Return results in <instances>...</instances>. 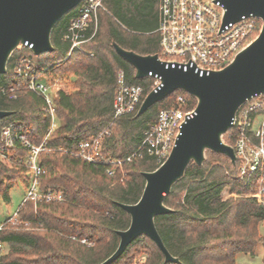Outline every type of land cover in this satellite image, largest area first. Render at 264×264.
I'll list each match as a JSON object with an SVG mask.
<instances>
[{"label": "trees", "instance_id": "16d2710c", "mask_svg": "<svg viewBox=\"0 0 264 264\" xmlns=\"http://www.w3.org/2000/svg\"><path fill=\"white\" fill-rule=\"evenodd\" d=\"M104 5L98 11L97 30L82 44L83 50L75 48L70 53L71 41L65 38L71 19L79 15V3L54 25L53 50L35 54L25 48L15 49L7 71L0 73V109L11 110L1 118L0 140L2 125L15 121L36 143L43 139L50 124L44 115V99L24 87L13 99L3 92V87L17 79L16 61L26 54L39 68L74 77L70 90L58 91L59 125L48 139L53 149L42 151L39 157L45 168L42 186L61 189L65 199H27L18 209L19 222L0 229V240L5 243L0 264H98L109 256L120 240L117 230L130 223V214L119 202L137 201L145 185L142 171L160 164L155 157L144 154L124 160L120 168L109 162L87 161L72 154V149L109 125L102 155L106 160L125 159L138 148L144 130L157 119L159 111L175 104L179 93L187 98L184 108L196 105V97L179 88L140 115L137 111L141 103L133 112L114 116L118 69L125 70L128 83L144 86L143 97L151 90L153 78L136 77L135 67L117 53L113 41L142 54L160 52L156 30L159 0H104ZM232 131L230 128L224 139L234 145ZM24 152L23 146L16 150L17 154ZM111 166L115 167L113 174L107 171ZM26 170L23 165L0 159V192L6 201L18 178L27 181ZM238 174L239 161L233 163L227 155L207 149L203 163L192 160L166 195L165 203L172 210L155 217L167 248L179 261H165L156 242L141 234L109 264H133L134 251L142 242H146V258L136 264H236L238 253L254 254L264 243L260 230L264 200L244 195L255 188ZM225 190L241 195L225 197Z\"/></svg>", "mask_w": 264, "mask_h": 264}, {"label": "built area", "instance_id": "2783aa9c", "mask_svg": "<svg viewBox=\"0 0 264 264\" xmlns=\"http://www.w3.org/2000/svg\"><path fill=\"white\" fill-rule=\"evenodd\" d=\"M222 1L159 0V24L156 29L160 34L159 58L165 60L167 65L178 64L183 69L194 67L201 75L230 63L236 54L258 35L262 28V18L258 15H249L224 24L225 7ZM100 8H105L104 0L80 2L79 15L71 19L65 32V38L71 41L70 53L75 48L83 50L82 44L93 37L98 26ZM32 46L33 43L26 41L20 43L16 49L25 48L32 51ZM14 67L17 79L9 87H3V92L13 99L17 97V90L24 87L40 95L45 101L44 115L49 117L50 124L39 143L33 142L26 136L21 130L20 122L3 124L0 159L27 168V192L22 204L27 199L35 202L64 200L65 196L61 189L42 186L41 175L45 172V168L39 162L42 151L53 149L48 146V139L59 125L56 98L60 88L55 87L52 71L47 67L39 68L26 54L16 61ZM148 76L153 78L151 89L161 83L157 74L153 75L150 72ZM116 80L117 88L113 98L115 117L133 112L144 98V86L128 83L124 69L117 70ZM186 103L187 98L179 93L175 104L162 108L157 119L144 130L138 148L125 159L106 160L103 157L102 143L104 137L110 133L108 127L79 142L71 153L90 162H109L120 168L124 160L144 154L155 157L161 164L173 148L183 122L195 111L196 105L184 108ZM231 128L235 138L233 146L237 155L236 161H239L238 177L255 188L254 191L244 195L255 197L262 202L264 200V93L253 95L239 106ZM19 146L25 147L23 155L16 153ZM63 150L70 151L68 148ZM114 166L107 168L109 174L114 173ZM231 194L241 195L224 191L225 197ZM18 209L13 217L0 224V229L5 227L6 222H15L18 219ZM82 241L86 242V239ZM4 250L5 243L0 240V255ZM261 264H264V260Z\"/></svg>", "mask_w": 264, "mask_h": 264}, {"label": "water", "instance_id": "95a60500", "mask_svg": "<svg viewBox=\"0 0 264 264\" xmlns=\"http://www.w3.org/2000/svg\"><path fill=\"white\" fill-rule=\"evenodd\" d=\"M82 0H0V73L16 47L28 41L40 54L54 49L51 33L57 21ZM223 22L258 15L262 28L258 35L234 59L220 69L200 74L194 67L167 65L158 53L142 54L113 41L117 53L135 67V76L157 74L161 83L144 96L137 115L181 88L197 99L193 115L180 127L176 142L167 158L155 169L144 170L145 185L140 198L132 203L119 202L130 214V223L118 229L116 249L98 264L116 260L139 235L151 237L164 253L165 261H179L167 248L155 222L158 214L172 210L165 203L174 183L193 160L201 165L207 149L227 155L233 163L234 146L223 135L232 127L239 106L255 94L264 93V0H223ZM11 110L0 109V118Z\"/></svg>", "mask_w": 264, "mask_h": 264}, {"label": "rangeland", "instance_id": "374dc122", "mask_svg": "<svg viewBox=\"0 0 264 264\" xmlns=\"http://www.w3.org/2000/svg\"><path fill=\"white\" fill-rule=\"evenodd\" d=\"M52 80L56 83L55 87L60 89L70 90L72 87L71 80L74 79L72 76L70 79L69 75L61 74L59 72H52ZM106 127L110 128L109 125ZM224 138V135H223ZM225 140V139H224ZM6 180V179H5ZM27 192V181L18 178V181L11 187L9 201H6L3 194L0 192V224L4 223L9 217H13L15 211L21 206L22 200ZM10 219V218H9ZM19 220L15 222H6V227H14ZM260 230L264 234V221L260 224ZM146 242H142L134 251L133 254V264L137 262H142L146 258ZM264 260V243L259 244L256 252L254 254L240 252L236 255V264H261Z\"/></svg>", "mask_w": 264, "mask_h": 264}, {"label": "crops", "instance_id": "0c3cea01", "mask_svg": "<svg viewBox=\"0 0 264 264\" xmlns=\"http://www.w3.org/2000/svg\"><path fill=\"white\" fill-rule=\"evenodd\" d=\"M158 24H159V21H158Z\"/></svg>", "mask_w": 264, "mask_h": 264}]
</instances>
